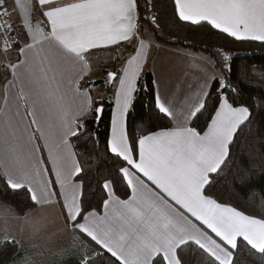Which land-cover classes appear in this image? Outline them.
<instances>
[{
	"label": "snow or ice",
	"instance_id": "1",
	"mask_svg": "<svg viewBox=\"0 0 264 264\" xmlns=\"http://www.w3.org/2000/svg\"><path fill=\"white\" fill-rule=\"evenodd\" d=\"M170 6L177 28L264 48V0ZM158 8V0H0V196L24 198L20 218L33 239L48 234L55 213L71 241L56 255L75 264H264V209L228 198L264 180V96L244 100L226 46L196 50L186 37L170 50L190 73L187 99L175 103L162 92L172 69L153 57L170 42ZM102 50L112 66L99 84L111 100L92 94ZM144 91L152 123L129 128ZM113 102L101 157L89 118L99 122ZM93 160L106 175L93 176ZM0 264L38 262L22 233L4 232Z\"/></svg>",
	"mask_w": 264,
	"mask_h": 264
},
{
	"label": "trees",
	"instance_id": "2",
	"mask_svg": "<svg viewBox=\"0 0 264 264\" xmlns=\"http://www.w3.org/2000/svg\"><path fill=\"white\" fill-rule=\"evenodd\" d=\"M158 11L161 16L162 26L165 27V38L170 42L164 46L171 48H182L185 46V38L187 37V43L194 45L196 50L201 47H207L215 50L218 47L226 46L227 50L232 55V82L240 87L244 100H253L257 103L260 98L264 96V48L258 46V44H241L240 42L225 41L217 36H208L204 33H194L187 29L177 28L174 26L171 19V6L170 0H158ZM173 33L168 36L167 33ZM161 43H163L161 41ZM208 54V53H205ZM112 64V63H111ZM147 80L148 77H145ZM97 81V89L100 91L102 97L112 98V92L99 84ZM93 94V93H92ZM153 103V96L150 91H144L139 94L136 109L129 119V128L136 127L139 129L142 126L152 123L153 114L151 112V105ZM114 102L106 103L105 111L101 120L97 123L91 122L89 118L88 127L93 129V134L98 136L95 149L101 153L103 157L104 141L110 133V120L113 111ZM154 118V117H153ZM200 125H203L204 121L201 120ZM86 145V147H85ZM93 148V144L89 139H85L80 144V151L87 158L88 151ZM242 151H247L245 147H242ZM110 165V161L108 162ZM253 163L259 170L261 163L259 156L253 158ZM99 169V172L97 171ZM93 176L99 178L102 175L107 174V167L101 163L100 160H93L90 168ZM232 203L239 204L241 207L246 208L248 211L259 214L264 209V180H260L259 176L256 178L254 185L250 189L241 191L237 188H232L231 195L228 197ZM19 201L20 206H17ZM25 203L23 197L17 198V200L8 199L5 200L3 196H0V206H6L11 209L17 216H21L20 208ZM69 241L68 244H70ZM249 258L245 260V264H250ZM44 263L40 261L38 264H75V261L71 257L59 258L56 254L50 255L49 259H44ZM37 262H39L37 260ZM258 264V262H257Z\"/></svg>",
	"mask_w": 264,
	"mask_h": 264
},
{
	"label": "crops",
	"instance_id": "3",
	"mask_svg": "<svg viewBox=\"0 0 264 264\" xmlns=\"http://www.w3.org/2000/svg\"><path fill=\"white\" fill-rule=\"evenodd\" d=\"M172 49H175V48L163 46V49L158 50V51L153 53V57H154V59L158 65H163L165 67L170 66L172 69L168 73L169 80H168L167 90L165 91L164 89H162V92H165V94L168 97H170L171 99H173L175 103L182 104L187 99V96L189 94V90L185 86V80L189 78L190 73H189V70L187 69L186 65L184 64V62L182 60H180L176 57H173L170 54V50H172ZM107 54H108L107 51L102 50L100 57L95 61V63L100 64V65H102L104 63L105 64L112 63V61H110L106 58ZM101 70L105 71V72L107 71L104 69L103 66H101ZM191 78L194 79V77H191ZM90 79H91V77H90ZM0 216H2V218H8V219L16 220L17 222L19 219L22 220L11 209H9L8 207H6L4 205L0 206ZM46 222L49 223L47 225V229L49 228L48 229L49 237H46L45 239H46V241H49V243L51 242V244L47 245L46 249L50 250L54 246V243L56 242V240H58V238H60L62 236L59 235L61 232L60 231V224H59V221H57L55 218V213H49L48 219ZM23 224H25L26 227L28 228V225L26 223H24V221H23ZM9 233L20 234L21 232L11 230V231H9ZM42 240H43V238L39 239V241H42ZM67 240H70V238L67 237L66 243H67ZM66 243H63V244H66ZM26 246H27V242H26ZM55 254L56 253H54L53 255H55ZM45 255H46V253H45ZM35 259H37V257H35ZM38 263H40V261Z\"/></svg>",
	"mask_w": 264,
	"mask_h": 264
},
{
	"label": "rangeland",
	"instance_id": "4",
	"mask_svg": "<svg viewBox=\"0 0 264 264\" xmlns=\"http://www.w3.org/2000/svg\"><path fill=\"white\" fill-rule=\"evenodd\" d=\"M101 66H103L105 70H108L111 68L112 64L111 63H107V64L104 63V64L100 65V64L95 63L96 74L91 76V80L98 81L104 76L105 71L101 70ZM96 95L102 96L100 91L97 88H95V90L93 91V96H96ZM46 224L48 225L49 223L46 222ZM11 230L19 231L23 234V236L25 238V242H27V247L33 253V255L35 257H37L36 260L41 261L42 263H44V261H45L44 259H49L50 255L56 253V250L59 247V245L61 243H66V239L68 237L66 234L59 231L60 232L59 235L62 237H60V238H58V240H56V242L54 243V246L52 245L53 246L52 249L47 250L46 247L48 244H51V242L49 243V241H46L45 238L49 237V233L47 235H45L44 237H39V238L33 239L30 236L29 225L27 228L26 225L23 224V220L19 219L17 222L16 220L8 219V218H2V216H0V233L9 232ZM41 238H43V240L39 241V239H41ZM69 241L70 240H67L66 244H68ZM45 253H46V255H45Z\"/></svg>",
	"mask_w": 264,
	"mask_h": 264
},
{
	"label": "water",
	"instance_id": "5",
	"mask_svg": "<svg viewBox=\"0 0 264 264\" xmlns=\"http://www.w3.org/2000/svg\"><path fill=\"white\" fill-rule=\"evenodd\" d=\"M100 120H101V118H100ZM100 120H99V121H100Z\"/></svg>",
	"mask_w": 264,
	"mask_h": 264
}]
</instances>
